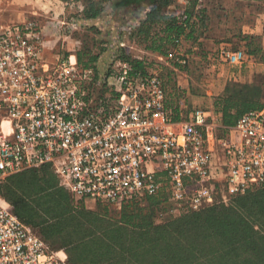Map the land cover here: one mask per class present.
I'll return each instance as SVG.
<instances>
[{
  "label": "built area",
  "instance_id": "2783aa9c",
  "mask_svg": "<svg viewBox=\"0 0 264 264\" xmlns=\"http://www.w3.org/2000/svg\"><path fill=\"white\" fill-rule=\"evenodd\" d=\"M186 6L175 0L167 15L181 23ZM18 34L16 26L0 25V185L47 165L73 201L87 208L91 202L119 210L133 198L165 188L172 206L187 212L264 186V106L228 128L214 108L186 112L183 104L174 120L161 74L169 67L176 79L186 77L173 66L189 61L181 42L167 56H155L145 74L126 61L111 62L104 78L114 88L109 90L116 94L115 107L97 118L85 114L82 93L64 89V76L56 77L51 91L48 77L14 72ZM248 59L244 50L222 42L205 62L213 68L241 67ZM0 264L69 263L63 250H50L0 196Z\"/></svg>",
  "mask_w": 264,
  "mask_h": 264
},
{
  "label": "trees",
  "instance_id": "16d2710c",
  "mask_svg": "<svg viewBox=\"0 0 264 264\" xmlns=\"http://www.w3.org/2000/svg\"><path fill=\"white\" fill-rule=\"evenodd\" d=\"M81 1L84 7L78 16L87 24L106 12L105 5L112 4L114 10H121L143 2L148 4L140 17L132 19L136 28L125 27L114 33L118 38L125 37L130 46L142 47V56L117 51L111 44L106 49L101 47L100 51L107 55L101 57L103 60L92 55L84 66L95 62L102 66L107 59L121 60L128 62L134 72L145 74L153 67L155 56H167L179 41L190 58L184 67L173 66L189 76L192 64L199 62L206 67V56L223 40H214L211 47L205 45L208 21L204 0H190L181 23L164 11L175 0ZM234 36L232 49L241 44L249 56L264 64V55L258 56L260 38L240 33ZM82 56L81 52L76 53L78 63L83 65ZM161 77L168 101L175 107L174 120H179L177 111L181 105L186 104V112L191 109L185 91L176 87L177 74L171 68L164 67ZM104 94L116 97L109 89ZM221 94L214 100L213 108L221 114L225 128L233 126L247 112L264 106V90L256 82L229 83ZM107 114L106 110L102 118ZM0 196L50 250L62 248L69 264H264V186L163 224L154 220L159 211L173 207L165 188L156 195L133 198L118 211L99 203L87 208L73 201L47 165L6 178L0 185Z\"/></svg>",
  "mask_w": 264,
  "mask_h": 264
},
{
  "label": "rangeland",
  "instance_id": "374dc122",
  "mask_svg": "<svg viewBox=\"0 0 264 264\" xmlns=\"http://www.w3.org/2000/svg\"><path fill=\"white\" fill-rule=\"evenodd\" d=\"M182 1H186L187 4L190 2V0ZM83 7L84 4L81 0H66L60 1V3L54 0H0V25L5 28L11 26L18 28L19 34L13 38L16 41L13 45V52L17 55L16 63L13 65L14 72L19 76L48 77L50 80L48 89L51 91L53 90L51 86L58 82L56 77L64 76L66 82L61 85L66 86L65 90L76 91L79 95L83 94L80 104L85 109V114L102 118L106 110L110 113L115 107V99L106 96V94L103 95V92L108 89H114L113 86H107L104 78L109 71L111 61L107 59L106 65L102 66L98 62L92 63L91 66H84L85 61L92 55H99V58L107 56L100 49L101 47L106 49L111 44L115 45L116 50H127L133 55L143 54V49L135 45L130 46L125 37L118 38V34H114L125 27L136 28V22L132 20V17L122 14V17L113 16L109 12V24L108 19L104 18V20L100 19L93 23L88 21L87 24L78 17ZM105 9L110 11L107 5H105ZM229 9L233 10L240 18L241 35H249L246 32L243 34L242 31L258 26L256 24L264 27V1H240ZM166 12H171V9L167 8ZM255 15L262 16L261 23L251 20L253 18L250 16L254 17ZM113 25L120 28L113 32L111 30ZM92 26H94L93 29H89ZM259 38L261 53L258 56L260 57L264 55V34ZM108 41L110 43H107ZM224 41L220 40L221 43ZM231 47L233 48V46ZM236 48L245 51L242 47ZM108 51L111 56L113 49ZM78 52L83 55L81 57L83 65L77 61L76 53ZM104 65L105 67H103ZM6 68L9 74L10 65H6ZM208 70V67L201 66L199 62L194 63L190 66L189 76L182 77L183 75H181L179 79H176V87L180 86L184 89L185 99L191 109L213 108L214 100L222 95V92L215 95L216 91L211 86L217 71L210 72ZM45 81L44 79V85H46ZM5 203L11 206L8 202L5 201ZM87 206L92 208L94 204L88 202ZM116 211L111 212L116 213ZM186 213L188 212L185 210L170 207L159 211L154 222L163 224Z\"/></svg>",
  "mask_w": 264,
  "mask_h": 264
},
{
  "label": "crops",
  "instance_id": "0c3cea01",
  "mask_svg": "<svg viewBox=\"0 0 264 264\" xmlns=\"http://www.w3.org/2000/svg\"><path fill=\"white\" fill-rule=\"evenodd\" d=\"M54 1L60 3L61 0ZM240 1L242 0H205L208 21V33L207 39L205 41V45L207 47H211L212 42L217 39L225 40V42L228 43L230 46H233L232 44L236 42V38L234 35L236 33H241L240 18L236 16V13H234V11L230 10L229 8ZM147 5V2H143L138 7H128L121 10H114L111 4L108 5L110 11L107 10L106 12L101 13V15L96 21H100V19L104 18L108 19L107 22L109 24V12L112 13L113 16H121L122 14L126 17L130 16L132 18H138L143 14L145 9H147ZM164 11L166 12L167 9H164ZM250 18H253L251 19L253 20V22L256 21L261 23L260 19H262V16L260 17L259 15H255L254 17L250 16ZM256 25L258 26L249 28L247 31H242L243 34L244 32H246V34H249V36H255L256 38L262 36L264 34V27L259 26V24ZM117 28H119V26L113 25L111 30L114 31ZM237 47H242V45L240 44ZM208 68V71L210 72H215V70L217 71L214 82L211 85L213 87V90L216 91L215 95H218L219 93L223 92L227 84L236 82H256L261 84L264 90V64L258 62L257 59L253 56H250V59H248L241 67L222 65L218 68Z\"/></svg>",
  "mask_w": 264,
  "mask_h": 264
}]
</instances>
